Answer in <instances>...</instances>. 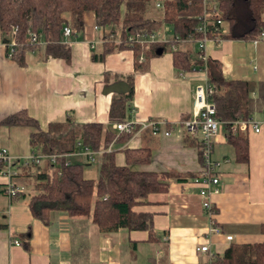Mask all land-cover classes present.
Segmentation results:
<instances>
[{
  "label": "crops",
  "instance_id": "0c3cea01",
  "mask_svg": "<svg viewBox=\"0 0 264 264\" xmlns=\"http://www.w3.org/2000/svg\"><path fill=\"white\" fill-rule=\"evenodd\" d=\"M95 27L94 14L86 13L83 31L62 38L70 47L69 61L46 57L41 39L38 49L26 53L23 66L7 57L0 32V120L26 110L42 130L50 123L65 121L67 116L76 123L108 124L113 90L132 75L134 89L128 120L138 123L130 139L113 143L112 151L122 163L123 148L150 147L151 162L143 169L163 175L166 189L149 194L147 202L133 210L152 214L157 240L148 241L144 230L118 228L101 232L90 217H72L63 211L51 212L47 224L35 218L28 206L33 195L27 190L26 179L33 180L30 165L17 159L32 152L29 136L36 129L1 126L0 148H6L16 158L12 166L16 174L11 180L26 190L18 199L10 198L4 191L9 179L0 170V264H202L208 256L196 251L201 244H208L215 255L211 262L214 264L232 243L264 242V89L252 93L256 102L252 118L260 122V131L242 133L248 140V162L236 160L225 127L215 137L212 158L220 162L215 172L219 183L218 191L209 196L214 213L208 216L199 187L191 183L201 169L198 142L179 125L194 115L195 86L205 82L206 72L176 69L166 47L161 55L147 57L141 53L138 69L131 50L93 60L102 53L108 33V29ZM192 49L198 51L197 45ZM206 57L219 62L225 78L264 84V40L208 42ZM106 75L110 76L109 82ZM148 119L173 124L171 135H153L149 128L141 129L139 123ZM67 160L84 162L86 177L91 163L84 155L75 153ZM98 173L86 178L96 179ZM28 230L31 236L27 249L24 235ZM229 235L231 240L226 239ZM12 239L20 244L11 243Z\"/></svg>",
  "mask_w": 264,
  "mask_h": 264
},
{
  "label": "trees",
  "instance_id": "16d2710c",
  "mask_svg": "<svg viewBox=\"0 0 264 264\" xmlns=\"http://www.w3.org/2000/svg\"><path fill=\"white\" fill-rule=\"evenodd\" d=\"M219 19L228 27L224 35L210 39L255 40L264 33V0H216ZM162 5L160 17L150 14V7ZM93 13L98 28L108 29L104 36L102 53L93 60H104L115 51L131 50L137 58L141 53L155 56L164 45H153L147 49L130 46L127 39L137 33L158 31L163 24L171 27L175 36L182 40L189 37L199 39V17L202 15L201 0H0V32L3 43L9 41L12 28H17L15 48L11 56L18 65L25 64V55L38 49L30 43V35L36 34L38 41L45 42L43 53L46 57L70 60V47L62 42L64 27L71 29L72 36L83 31L84 15ZM118 40L119 43L115 44ZM184 46L173 52V66L182 71H206L208 81L214 87L211 100L215 104V116L225 123L226 137L235 150L238 162H248V140L241 132L229 133V126L237 119L251 118L256 109L252 93L264 89V84L254 80L228 79L222 75L219 62L201 59V53ZM8 54V49H6ZM115 78H119L115 75ZM118 76V77H117ZM110 81V76L106 75ZM122 86L113 90L108 112V124L98 122L76 123L70 116L63 122L50 123L42 130L38 121L26 110H20L0 120L1 126H30L36 129L29 136L33 152L60 155L55 162L44 159L41 164L30 165V175L36 193L29 199L32 215L44 223L49 222L50 213L63 211L69 216L90 217L101 232L118 228L144 230L148 241H156L152 214L135 212L133 207L147 202L151 193L166 189L163 175L145 170L151 162L149 146L125 147L123 162L119 163L115 151H106L113 143H125L131 133H117L112 124L128 120L133 95V76L128 75ZM262 89V90H263ZM261 90V91H262ZM264 99V90L262 94ZM80 143L81 147L78 146ZM80 148L102 150L99 156V173L96 179L84 177L82 163L69 162L65 154ZM200 157V155H199ZM90 163V162H89ZM166 176H174L167 173ZM181 180L180 178H176ZM19 196L12 199H18ZM264 231V227L262 228ZM31 231L24 237L28 249ZM264 264V242L230 244L214 264Z\"/></svg>",
  "mask_w": 264,
  "mask_h": 264
},
{
  "label": "built area",
  "instance_id": "2783aa9c",
  "mask_svg": "<svg viewBox=\"0 0 264 264\" xmlns=\"http://www.w3.org/2000/svg\"><path fill=\"white\" fill-rule=\"evenodd\" d=\"M202 4V15L199 17V26L198 33L202 36L199 39H193L189 37L186 40H182L178 36L173 34L172 39L168 40L165 38V35H162L164 31H155L152 33H137L130 35L127 39V43L130 46H139L141 49H147L153 45H164L170 53L176 52L178 46L181 44L195 43L198 48V52L201 53V59L206 62V44L208 42L219 43L221 39L208 37L209 32L211 34L218 36L224 35L228 32L227 25L219 19V7L216 0H201ZM158 9H162L161 4H156ZM99 28L96 26L95 30ZM168 31L165 28V32ZM17 28H12L11 32L8 35L9 41L4 44V47L8 49L7 57L10 59L14 48H15V34ZM62 36L65 39L72 37L71 29L69 27H64ZM264 40V33H262L257 39L253 40L254 42ZM30 43L38 44V37L36 34L30 35ZM119 41H116V44ZM139 60H143L142 57ZM204 72H206L204 70ZM214 92V87L208 81V78L204 83L197 84L194 90V115L191 118L183 119L179 122V125L191 136L197 139L198 142V151L200 155V164L201 169L199 174L192 178L191 183L199 187V194L203 197V207L208 214L212 216L214 210L210 201L211 192H217L218 188L216 187L219 183V178L215 174L216 169L219 167L220 162L212 158L213 146L216 135L219 133L220 129L225 126V123L218 119L215 116V104L211 100V95ZM138 122L135 120H126L123 122H116L112 124V128L117 133H131V136L134 134L135 125ZM140 124L141 129L149 128L153 135L163 134L164 136H169L172 133L173 124L166 122L165 120H153L148 119ZM259 132L260 131V122L254 120L252 117L248 119H237L232 121L229 126V133L236 134L238 132L247 133V132ZM78 146L81 147L80 143ZM106 151H112V144L106 149ZM103 151H93L88 148H80L74 153L65 154L67 158L69 155L80 153L84 155L88 162L95 163L97 158L101 155ZM60 155L51 154L44 155L35 152H31L29 155L18 158L21 159L25 165L41 164L44 159H49L52 163L55 162L56 158ZM16 160L6 148H0V170L4 176L9 180L6 183L4 191L10 197L19 196L24 192V186L15 185L11 180L15 176V172L12 168L13 162ZM212 186H215L211 189ZM227 240H231L232 236H226ZM164 240H167V237H164ZM11 243L19 245L20 242L17 239H12ZM196 251L199 253H205L208 256L207 261L202 264H211L214 254L209 250L208 244H201L196 247Z\"/></svg>",
  "mask_w": 264,
  "mask_h": 264
},
{
  "label": "rangeland",
  "instance_id": "374dc122",
  "mask_svg": "<svg viewBox=\"0 0 264 264\" xmlns=\"http://www.w3.org/2000/svg\"><path fill=\"white\" fill-rule=\"evenodd\" d=\"M151 9H150V14H153V16H155V17H160L161 16V12H162V9H158L157 7H154V6H151L150 7ZM170 26L169 25H167V24H163L162 26H161V29H160V31H164L163 32V34L162 35H165V38L166 39H171L172 38V36H173V33H172V30H171V28H169ZM165 28L168 30V32L167 33H165ZM159 31V32H160ZM187 46H185V47H188L189 49H191V50H193L192 48L193 47H196V44L195 43H188V44H186ZM189 46H191V47H189ZM83 164H85L84 162H83ZM88 169V171L85 173V176L87 177V176H95V175H97V171H98V164L97 163H91V165H90V167H88L87 168ZM27 180V187H29L27 190L28 191H31L32 193L31 194H35L36 193V191H35V187H34V181L33 180H29V178L28 179H26ZM29 185V186H28ZM26 189H24V191H25ZM143 264H146V263H143Z\"/></svg>",
  "mask_w": 264,
  "mask_h": 264
},
{
  "label": "water",
  "instance_id": "95a60500",
  "mask_svg": "<svg viewBox=\"0 0 264 264\" xmlns=\"http://www.w3.org/2000/svg\"><path fill=\"white\" fill-rule=\"evenodd\" d=\"M162 52H163V49L160 48V49H158V50L156 51V54H157V55H161ZM122 90H123V91L127 90V87L123 85V86H122Z\"/></svg>",
  "mask_w": 264,
  "mask_h": 264
}]
</instances>
